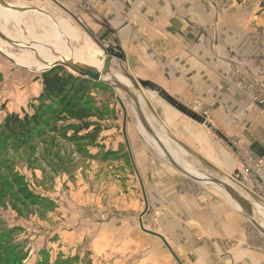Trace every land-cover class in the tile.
<instances>
[{"label": "rangeland", "instance_id": "374dc122", "mask_svg": "<svg viewBox=\"0 0 264 264\" xmlns=\"http://www.w3.org/2000/svg\"><path fill=\"white\" fill-rule=\"evenodd\" d=\"M1 1L18 3L31 10L44 7L43 14H27L22 20L29 42L57 43L52 28L56 19L63 25L60 28L62 44L65 46L67 42L83 57L90 56L86 51L87 39L100 49L98 61L101 63L104 50L113 49L95 39L62 0ZM234 1L244 2L256 10L264 8V0ZM7 29L14 37L19 36V27L14 22H9ZM6 43L0 36V46L6 47ZM8 49L29 57L31 61H38L30 49L12 45ZM57 67L78 76L65 65L54 68ZM26 68L15 65L0 53V125L13 113L32 115L39 109L44 116L42 125L28 139L11 141L8 137L0 138V264H178L159 237L140 227L141 224L145 230L160 234L152 230L153 225L146 226L143 221L146 212L142 178L137 172L132 141L139 138L143 147L148 146L150 154L169 162L144 132L127 96L118 88L95 81V87H90L76 110L66 109L58 101L54 103L43 97V72L28 70L36 69L35 66ZM109 73L125 78V82H120L138 96L150 126L158 135H164V143L174 150V157L206 177L232 181L230 173L219 169L224 150H219L218 144L221 143L227 152L233 149L236 153L238 145L236 140H227L215 130L206 103L196 100L182 103V106L205 119V123L196 121V124L207 132V140L209 136L217 140L218 149L201 150V154L188 152L168 138L170 134L163 133L165 126L155 108L159 100L157 94L148 89L138 92L132 86L129 76L138 80L141 72L129 70L122 58L113 57ZM117 97L126 109L125 121ZM203 154L209 156L206 160L216 170L199 160L198 156ZM196 184L199 189L193 197L200 206L207 208L211 195L214 200L233 207L223 192L213 185ZM203 192L208 193L206 198L201 197ZM242 193L247 200L264 204V200L244 189ZM242 225L250 238L264 240L244 214ZM221 249V256L225 257V247Z\"/></svg>", "mask_w": 264, "mask_h": 264}, {"label": "crops", "instance_id": "0c3cea01", "mask_svg": "<svg viewBox=\"0 0 264 264\" xmlns=\"http://www.w3.org/2000/svg\"><path fill=\"white\" fill-rule=\"evenodd\" d=\"M62 1L95 39L118 50L129 70L141 72L140 80L159 85L181 105L206 103L215 130L264 161V103L251 106L233 75L235 69L260 75L264 87V8L234 0ZM158 99L155 108L168 138L188 152L218 149L196 120ZM132 142L147 200L143 221L183 264H264V240L249 237L242 212L225 195L234 208L207 192L201 197L212 199L207 208L200 206L193 197L197 182L150 154L139 138ZM218 145L224 150L219 169L232 175L237 154Z\"/></svg>", "mask_w": 264, "mask_h": 264}, {"label": "bare ground", "instance_id": "6f19581e", "mask_svg": "<svg viewBox=\"0 0 264 264\" xmlns=\"http://www.w3.org/2000/svg\"><path fill=\"white\" fill-rule=\"evenodd\" d=\"M0 2H2V1L0 0ZM2 3H0V36L7 43L5 44L6 47L0 46V53L3 54L4 56H6L7 58L11 59L15 65H19V66H22L25 68L35 66L36 69L28 68V70H31L33 72H38V71L46 70L47 68H49L50 65H52L56 62L57 63L59 62V63L64 64L65 66H68V67L76 66V67L86 68V69L91 70V71H95L96 73H98L100 75V79L106 80L108 82H112V81H116V80L119 82H120V80H122L124 82L126 81L124 77H122L121 75H118V74H116L115 76H112L109 72L106 74L100 73V70H101L100 68H101L102 63L98 60H99V58H101V51L91 41H89V39H87V41H86L87 42L86 43V51H87L88 55H90L88 58H85L82 55H80L79 51L77 52V49L76 48L73 49L67 42H65L66 45L64 46L62 44V40H60V38L62 36L60 28H62L63 25L60 23V21H58L56 19L52 22V28L54 30L55 38L58 41L57 43L48 44V43H39L36 41L35 42H29L28 35L26 34L24 27H22V20L24 19L25 16H27V14H36V13L43 14L44 13V7L43 6L40 8L31 10V9L25 8L26 6L20 5L18 3H15V4L14 3L13 4H6L4 2H2ZM9 22H14L16 25H18V27H19V36L18 37H14L8 31L7 25L9 24ZM9 45L16 46V47L22 48V49H30L32 51V53L36 56V59L38 61L37 62L31 61L29 59V57H27L23 54L12 53L8 49ZM161 135L162 134H159L160 137H161ZM156 136H158V135L156 134ZM160 139H163V136ZM152 141L154 142L153 139H152ZM169 148H168V150H170L171 154L173 155L174 150L171 147H169ZM174 156H176V155H174ZM175 159L187 171H189L193 175L200 177L202 179H207V177L204 176L202 173H200L198 170H196V169L188 166L187 164L179 161L177 159V157H175ZM230 179L238 187V191L242 193V188L239 186V184H237L231 177H230ZM232 181H229L228 179L225 180V182L227 184H229L230 186H232L233 188H235L237 190V188L235 187V185ZM202 183L203 184H211L214 187H216L218 190L222 191L223 194L232 202V204L235 206V208L237 210H239L240 212L243 211L241 206L219 185L214 184L213 182H210L207 180H203ZM248 200L252 204V208H253L252 217H253V219L264 230V204L259 202V201L253 200V199L248 198Z\"/></svg>", "mask_w": 264, "mask_h": 264}, {"label": "water", "instance_id": "95a60500", "mask_svg": "<svg viewBox=\"0 0 264 264\" xmlns=\"http://www.w3.org/2000/svg\"><path fill=\"white\" fill-rule=\"evenodd\" d=\"M104 52H105V57H104L103 63H102V70H101L102 74H106V73L109 72L110 62H111L113 57H118V58L121 57L120 53L114 52L113 49H110V48L107 49V50H104ZM56 66H64V64L56 62V63L50 65L49 68H47L46 70H43L42 72L50 70L51 68H54ZM68 68L70 70H72L73 72H75L78 76H81L83 78L89 79L91 81H99V82H102V83H104L106 85H109V86H112V87L120 89L127 96V98L130 100V102L132 103V106L134 107V110H135V112H136V114L138 116L140 124L144 128L145 132L150 136V138H152L154 140L155 144L158 146V148L166 156L168 162L178 172H180L181 174H183L187 178H189V179H191V180H193V181H195L197 183H202L203 180H207V181L213 182L214 184L219 185L222 189H224L241 206V208L243 209L242 213L254 225V227L264 236V230L257 224V222L252 217L253 208H252V204L250 203L249 200H247L235 188H233L232 186H230L229 184H227L223 180H220V179H217V178H212V177H209L208 175H207L208 176L207 179H202L200 177H197V176L193 175L192 173L187 171L175 159V157L171 154V152L168 150V148H166L164 143L157 138L154 130L150 126L146 116L144 115V113L142 111V107L140 105V101L138 99V96L130 88H128L127 86H125L124 84H122L121 82H119L117 80L116 81H112V82H108L106 80H102V79H100V75L98 73H96L95 71L88 70L86 68H81V67H76V66L68 67ZM129 79H130V81L132 83V86L134 87V89L136 91L140 92L141 89H148L149 91L155 92L158 95V97H160L162 100H164L165 102L170 104L172 107L176 108L177 110L181 111L182 113H184L188 117L192 118L193 120H196L199 123H205V119L202 116H199L198 114H196L192 110H190V109L182 106L181 104H179L176 100H174L171 96H169L159 85H157V84H155L153 82L147 81V80H140V79L136 80L132 76H129ZM117 100H118L120 106L123 109L124 121H125L126 109H125V107L123 105V102L121 101V99L119 97H117ZM148 107L150 108L151 111H153L152 106L150 104H148ZM123 134L125 136V132ZM198 158L206 166H208V167H210V168H212L214 170L217 169L214 165H212L205 158H203L201 156H198ZM132 163H133V161H132ZM133 166H134V163H133ZM134 169H135V167H134ZM135 171H136V169H135ZM141 189L143 191V196H144V200H145V211L144 212H146V210H147V201H146V197H145V194H144L142 183H141ZM144 212H143V214H144ZM140 227L145 232L159 237L163 241L164 245L169 250V252L173 255L175 260L178 262V264H182L180 262V260L178 259V257L172 251V249L169 246V244L166 242V240L160 234H157V233L152 232V231L145 230L141 224H140Z\"/></svg>", "mask_w": 264, "mask_h": 264}, {"label": "trees", "instance_id": "16d2710c", "mask_svg": "<svg viewBox=\"0 0 264 264\" xmlns=\"http://www.w3.org/2000/svg\"><path fill=\"white\" fill-rule=\"evenodd\" d=\"M96 83L64 72L57 67L42 73V95L54 103L58 101V104L66 109L76 110L79 101L84 98L90 87H95ZM38 111L33 112L32 115L25 113L19 116L13 113L6 116L0 125V138L8 137L11 141L28 139L33 131L42 125L44 116Z\"/></svg>", "mask_w": 264, "mask_h": 264}, {"label": "built area", "instance_id": "2783aa9c", "mask_svg": "<svg viewBox=\"0 0 264 264\" xmlns=\"http://www.w3.org/2000/svg\"><path fill=\"white\" fill-rule=\"evenodd\" d=\"M234 84L248 93L251 106L264 103L263 79L260 75L235 69ZM237 165L231 178L247 193L264 200V161L254 156L243 144L237 147Z\"/></svg>", "mask_w": 264, "mask_h": 264}]
</instances>
